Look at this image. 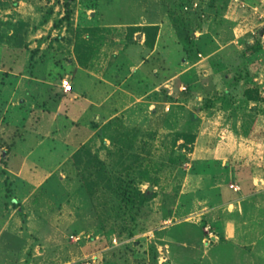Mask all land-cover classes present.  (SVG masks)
<instances>
[{
	"label": "rangeland",
	"instance_id": "rangeland-1",
	"mask_svg": "<svg viewBox=\"0 0 264 264\" xmlns=\"http://www.w3.org/2000/svg\"><path fill=\"white\" fill-rule=\"evenodd\" d=\"M13 27L20 44L0 43V264H169L167 227L183 219L204 236L194 264H264L262 223L236 262L216 257L208 227L224 201L264 191V0H0V35ZM37 141L45 175L15 177ZM95 157L115 186L151 189L141 213L92 185Z\"/></svg>",
	"mask_w": 264,
	"mask_h": 264
},
{
	"label": "crops",
	"instance_id": "crops-1",
	"mask_svg": "<svg viewBox=\"0 0 264 264\" xmlns=\"http://www.w3.org/2000/svg\"><path fill=\"white\" fill-rule=\"evenodd\" d=\"M86 104H89V102L74 103L73 106L78 108ZM63 126L64 125H62V127ZM47 128H48L47 126H43L41 122H38V124L33 126L31 129L32 132H34V134H39V138H40L41 134L44 136V133L47 131ZM37 142L34 144L27 145L28 147L27 148L25 147V151L26 149H28L27 152L22 151V153L20 154L17 153L18 156L16 157V162L20 164L18 173L17 172L13 173V168H11L10 166H8L9 167L8 172L12 171L15 177H20L21 179L27 178L26 174H31L30 178L28 177V179L31 181H35V177L36 179L40 180L41 179L40 177H43L45 175L46 170L36 169L35 168V166H37L35 165L36 162H34L33 158L29 157L30 155H32L33 157L34 154L37 153L36 154V159H37V156L40 155V151L39 150L36 151L38 148H40V147L37 148V145L40 146L39 141ZM31 148L33 149L30 150ZM211 152L214 151H210V153H208L209 157L207 158L211 160L210 163L212 167H214L216 164L215 160H217V157L214 156V153ZM42 154H49V152L48 151H46V153L41 152V155ZM12 158L15 159V157L13 156ZM11 166L14 167L13 163L11 164ZM223 175L224 176L227 175V171L225 169H223ZM206 178L208 181L211 179L212 180L218 179L216 176H212V175H209ZM257 182L263 183V180H259ZM252 185L254 186L253 181H252ZM240 194L241 195L235 199L224 201L223 208H221L219 219H216V221H214L215 223H211L210 225H208L210 229H212L213 231L217 230L220 233L221 240L217 241L218 243L214 249L215 253L219 252L218 255H216V257H220L221 256L220 253L222 252V250L225 249L226 252L222 254L227 253L234 255L233 257H235L234 258L235 262L237 261L236 256L245 254L244 251H246V249L244 246H249L250 244H253L252 243L253 241H255V243H259L257 237H255L257 236L256 234L257 232L251 230V228L254 227L256 223H262V225H264V209H263L264 191L260 192L258 189H254V191L247 193V195L246 193H240ZM197 215L201 216L204 215V213L201 214L198 213ZM167 228H168V232H167V237L165 238L166 240L169 241L171 249L173 248V253L171 254L172 261L169 264H194L193 262L195 260L199 261L201 257H200V253L198 252L202 251L200 246H203L202 240L204 237L202 236L201 230L199 228V224L196 222L191 223L189 219H183L174 222L172 226ZM210 235L214 236V234L212 233H210ZM223 243L224 246L226 247L222 246ZM204 253L206 255L207 251L203 250V254ZM206 256L208 257L207 258L208 263L206 264H216V262L218 261L213 259L209 255Z\"/></svg>",
	"mask_w": 264,
	"mask_h": 264
},
{
	"label": "trees",
	"instance_id": "trees-1",
	"mask_svg": "<svg viewBox=\"0 0 264 264\" xmlns=\"http://www.w3.org/2000/svg\"><path fill=\"white\" fill-rule=\"evenodd\" d=\"M18 30L19 29L17 27H13V31L10 34L2 33L0 35V43L10 45V46H13V45L18 46L20 44L18 32H17ZM141 31L145 35V44L148 47H152L154 45L158 27L157 26H145V27H142ZM245 94L248 100L256 99V97L252 96V94L249 91H246ZM95 161H97V163L99 164V167H98V170L96 171L97 177L91 181L92 185H95V186L105 185L110 191L114 193L119 192V196L122 197V200L124 203L128 204L133 210H135L137 214L141 213L146 202L152 198L151 189L142 193L136 188L134 189V187L132 189L131 184L129 185V188H126L123 185L124 183L122 184V182H120V185L117 183V185L115 186L112 183L113 180L111 179V177L109 175H105L106 174L105 164L102 161L98 160L96 157H95ZM86 186L89 187V183L86 182Z\"/></svg>",
	"mask_w": 264,
	"mask_h": 264
},
{
	"label": "built area",
	"instance_id": "built-area-1",
	"mask_svg": "<svg viewBox=\"0 0 264 264\" xmlns=\"http://www.w3.org/2000/svg\"><path fill=\"white\" fill-rule=\"evenodd\" d=\"M61 87L64 90V92H69L71 91V84L67 78H64L61 80ZM1 159V158H0ZM230 189H232L234 192L239 191V187L236 185H230ZM85 264H92V262L85 263Z\"/></svg>",
	"mask_w": 264,
	"mask_h": 264
}]
</instances>
